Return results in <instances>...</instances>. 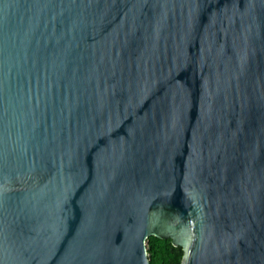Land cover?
<instances>
[{
  "label": "water",
  "instance_id": "1",
  "mask_svg": "<svg viewBox=\"0 0 264 264\" xmlns=\"http://www.w3.org/2000/svg\"><path fill=\"white\" fill-rule=\"evenodd\" d=\"M264 264V0H0V264Z\"/></svg>",
  "mask_w": 264,
  "mask_h": 264
},
{
  "label": "trees",
  "instance_id": "2",
  "mask_svg": "<svg viewBox=\"0 0 264 264\" xmlns=\"http://www.w3.org/2000/svg\"><path fill=\"white\" fill-rule=\"evenodd\" d=\"M146 251L150 264H182L184 251L174 246L169 238L149 236L146 239Z\"/></svg>",
  "mask_w": 264,
  "mask_h": 264
}]
</instances>
